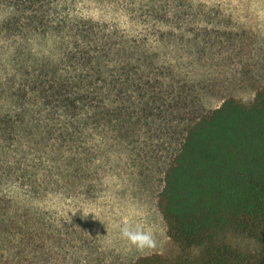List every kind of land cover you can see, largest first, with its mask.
Returning a JSON list of instances; mask_svg holds the SVG:
<instances>
[{
    "label": "trees",
    "instance_id": "obj_1",
    "mask_svg": "<svg viewBox=\"0 0 264 264\" xmlns=\"http://www.w3.org/2000/svg\"><path fill=\"white\" fill-rule=\"evenodd\" d=\"M89 2L124 11L137 31L91 16ZM0 10V99L11 106L0 112L1 186L97 198L113 149L154 161L168 143L158 205L176 248L128 264H264V85L252 103L203 105L180 71L209 48L198 0H0ZM17 209L0 198V264H46L48 210L35 207L16 239Z\"/></svg>",
    "mask_w": 264,
    "mask_h": 264
},
{
    "label": "rangeland",
    "instance_id": "obj_2",
    "mask_svg": "<svg viewBox=\"0 0 264 264\" xmlns=\"http://www.w3.org/2000/svg\"><path fill=\"white\" fill-rule=\"evenodd\" d=\"M198 2L205 11L203 17L206 25L202 30L206 35L204 42L209 48L199 53L202 58L197 59L193 66L187 65L188 60H180L183 63L181 74L189 72L190 77L196 80L197 96L204 106L212 107L227 96L252 103L257 91L264 85V0ZM85 10L101 20L116 18L124 27H130L132 32L137 31V26L132 25L130 17L120 9H108L89 2ZM8 15L7 10H0V22ZM33 43L42 48H49L50 44L38 39ZM194 50L199 51L195 47ZM171 59L174 58L168 60ZM10 107L0 99L1 113ZM144 135L149 136L147 133ZM171 141L173 143L174 139ZM161 147L154 161H146L136 153L131 154V149L123 154L113 149L109 163L102 170L105 175L97 198L88 193L61 194L55 190L48 195L31 197L22 190L11 193L7 191V186L0 185V198L5 196L25 206V209H17V213L12 212L16 219L13 236L16 235V239L21 236L17 232L20 225L27 229L29 225L25 217L33 215L36 218L37 207L48 210L46 264H128L143 254L175 250L158 205L164 184L162 162L168 151V143H163ZM125 224L132 227L139 225L151 231L155 246L137 248L122 236L121 228ZM234 240L242 248L256 246L255 241L246 237ZM4 249V260H9Z\"/></svg>",
    "mask_w": 264,
    "mask_h": 264
},
{
    "label": "clouds",
    "instance_id": "obj_3",
    "mask_svg": "<svg viewBox=\"0 0 264 264\" xmlns=\"http://www.w3.org/2000/svg\"><path fill=\"white\" fill-rule=\"evenodd\" d=\"M121 234L123 237L127 238L132 244L137 248L144 249L146 247H154L155 239L151 231L144 229L143 227L137 225L132 227L125 224L121 228Z\"/></svg>",
    "mask_w": 264,
    "mask_h": 264
}]
</instances>
